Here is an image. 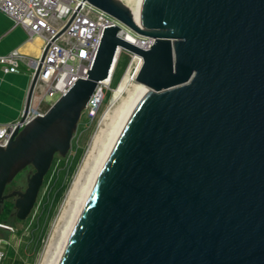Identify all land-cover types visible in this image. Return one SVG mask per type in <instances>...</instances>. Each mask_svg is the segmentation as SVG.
<instances>
[{"label": "water", "instance_id": "1", "mask_svg": "<svg viewBox=\"0 0 264 264\" xmlns=\"http://www.w3.org/2000/svg\"><path fill=\"white\" fill-rule=\"evenodd\" d=\"M86 1L152 44L104 28L87 76L0 146V210L13 198L29 216L122 48L141 56L148 89L111 134L54 264H264V0H139L137 19L121 0ZM28 166L25 188L6 193Z\"/></svg>", "mask_w": 264, "mask_h": 264}, {"label": "built area", "instance_id": "2", "mask_svg": "<svg viewBox=\"0 0 264 264\" xmlns=\"http://www.w3.org/2000/svg\"><path fill=\"white\" fill-rule=\"evenodd\" d=\"M0 11L10 17L15 26L24 28L30 37H42L41 55L44 54L42 61L41 55L38 58L25 57L17 49L0 55V68L4 73H16L22 63L26 64L31 71L30 83L40 65L28 107L25 106V99L18 119L0 126L2 147L6 146L16 128L22 129L44 113L40 108L42 103L50 102L55 95L59 97L78 79L87 76L105 27L118 25L121 29L119 35L124 39L127 33L136 36L137 42L131 43L142 49L146 50L152 44L150 38L137 35L116 18L86 0H0ZM122 51L126 50L118 49L117 59ZM126 52L129 61L123 75L131 69L137 73L142 64L141 56ZM110 81L111 78L107 83L103 80L97 85L86 107L90 109L91 115L96 112L99 94L103 93L102 89ZM0 227L11 229L4 224H0ZM1 243L0 240V245ZM4 254L0 248V263Z\"/></svg>", "mask_w": 264, "mask_h": 264}, {"label": "rangeland", "instance_id": "3", "mask_svg": "<svg viewBox=\"0 0 264 264\" xmlns=\"http://www.w3.org/2000/svg\"><path fill=\"white\" fill-rule=\"evenodd\" d=\"M121 53L127 52L122 51ZM123 76L124 75L121 76L120 80L114 87L109 83L107 87L102 89L103 97L101 98L100 103L98 101L94 115H91L89 108H86L82 112L69 152L64 157L59 155L54 156V164L52 167L50 166V176L46 182L43 181L36 203L29 216L24 220H18L12 216L14 214L13 198L7 199L2 204L0 210V224L11 227V229L0 227V240L2 241L0 248L4 251L5 255H16L22 259L24 264H44L50 257L52 253L51 250L49 251V247H51L50 238L53 234L55 222H57L61 214L68 190L76 176L83 169L81 167H84L85 158L92 141L95 137L100 136L101 130L106 127L101 123V118L111 104L113 105L114 103V109L120 104V98L127 95L123 91L121 92L118 90V86L122 81ZM56 98V95L51 97V101L42 103L40 108L45 112ZM77 148L82 149V153L75 165L74 171L69 175V186L56 206L52 207L53 186H51L50 180L53 175L55 176L56 173L63 171L68 166L71 158L75 155ZM63 159L66 162V166L61 167L60 161ZM33 171L34 169L31 166L22 170L6 187V193L12 190H23L26 186V176ZM51 209L53 210V213L49 217ZM38 242L41 244L40 246H38Z\"/></svg>", "mask_w": 264, "mask_h": 264}, {"label": "bare ground", "instance_id": "4", "mask_svg": "<svg viewBox=\"0 0 264 264\" xmlns=\"http://www.w3.org/2000/svg\"><path fill=\"white\" fill-rule=\"evenodd\" d=\"M128 7H130L134 17L137 19L139 14V0H121ZM126 39L130 42L136 43L137 38L129 33L126 34ZM136 39V40H135ZM136 72L134 73L128 71L124 76L122 81L118 86V90L123 91L127 95L125 97H121L120 104H118L114 109V103L111 104L107 110L104 112L101 123H103L106 127L101 130L100 136H97L92 141L89 150L87 152L86 160L84 162V167L81 172L74 179L70 189L68 190L67 197L65 203L63 205L61 214L55 222L53 228V234L50 238V246L49 251L51 250L50 257L46 260L44 264H54L57 256L60 252V249L63 245V242L66 238L70 225L73 221L75 213L78 209L80 201L83 197L85 189L88 185V182L97 166V163L106 147V144L113 133L115 127L117 126L120 118L122 117L124 111L137 94V92L142 89H148L145 85L137 82L135 80ZM109 79L106 80V83ZM120 96V94H119ZM103 97V93L99 94L98 100L100 102ZM119 98V97H118ZM118 100V99H117ZM84 159V158H83Z\"/></svg>", "mask_w": 264, "mask_h": 264}, {"label": "crops", "instance_id": "5", "mask_svg": "<svg viewBox=\"0 0 264 264\" xmlns=\"http://www.w3.org/2000/svg\"><path fill=\"white\" fill-rule=\"evenodd\" d=\"M42 47V37H30L24 28L15 26L12 19L0 11V55L17 49L25 57L38 58ZM30 73L24 63L16 73H4L0 68V126L18 119L30 86Z\"/></svg>", "mask_w": 264, "mask_h": 264}, {"label": "trees", "instance_id": "6", "mask_svg": "<svg viewBox=\"0 0 264 264\" xmlns=\"http://www.w3.org/2000/svg\"><path fill=\"white\" fill-rule=\"evenodd\" d=\"M129 61V55L127 53H121L117 59L112 77H111V81L110 84L112 87H114L118 81L120 80L121 76L123 75L127 64ZM82 153V149L77 148L75 155L71 158V161L69 162L68 166L63 170V171H59L58 173H56V175L51 178L50 180V184L51 186H53V192H52V207H55L56 204L59 202V200L61 199L63 193L65 192V190H67L68 188V178L69 175H71V173L74 171L75 165L80 157ZM54 160L52 161L51 167L54 164ZM60 165L61 167L66 166V162L63 160L60 161ZM50 171L51 168L49 169V171L47 172V174L44 177V182H46L50 176ZM5 202V201H4ZM53 210L51 209L49 212V217L52 215ZM14 216V214L12 215ZM15 217V216H14ZM16 218V217H15ZM17 219V218H16ZM41 244L38 242V246H40ZM0 264H24V262L22 261V259H20L18 256L10 254V255H5L1 261Z\"/></svg>", "mask_w": 264, "mask_h": 264}]
</instances>
